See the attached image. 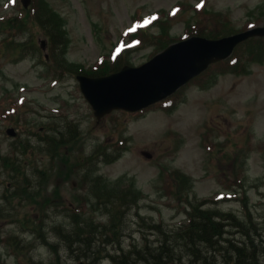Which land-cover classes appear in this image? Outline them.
<instances>
[{"label":"rangeland","instance_id":"1","mask_svg":"<svg viewBox=\"0 0 264 264\" xmlns=\"http://www.w3.org/2000/svg\"><path fill=\"white\" fill-rule=\"evenodd\" d=\"M46 1L62 17L68 37L60 48L62 64L58 65L45 60L46 52L20 47L10 38L11 33L20 34L19 26L2 20L19 6L16 0H0V264H53L57 250L60 264H86L67 241L72 240L71 246L78 249L75 233L83 219L87 220L81 226L83 236L90 241L96 240L95 232H107L95 247L93 264H111L112 256L120 259L122 255L116 254L129 251L132 244L143 247L144 238L155 246L158 236L164 239L166 233H175L188 221L191 203L204 199L203 207L239 217L240 225L225 227V238L240 241L244 231L257 229L252 233L261 250L264 60L240 57L241 48L235 57L213 65L172 97L142 112L116 110L100 120L80 90L77 70H101L100 59H110L133 20L157 14L167 17V23L152 22L146 34L135 35L141 45L128 65L140 66L169 40L202 29L234 32L251 28L248 24H264V0ZM23 21V31L34 35L38 45L39 37L45 38L40 24L31 19L27 25L26 16ZM159 33L167 39L159 42ZM6 110L34 117L30 125L24 120L27 132L23 136L38 147L33 150L36 154L30 150L24 157L32 162L18 174L10 171L15 163L4 158L12 154L13 143L6 126L9 121L16 123ZM66 122L78 125L73 135L69 134L73 126ZM48 124L53 127L51 139L40 146L30 135L45 134ZM54 137L57 141H52ZM42 147L51 152L45 155ZM86 168L93 188L89 193L81 186ZM30 192L35 195L27 198ZM126 199L132 201L126 203ZM245 214L250 215L249 223ZM157 222L160 230L153 227ZM251 223L252 228L248 227ZM48 242L56 246L50 248ZM180 249L185 253L187 246ZM259 257V264H264V255ZM216 258V264H234L229 252Z\"/></svg>","mask_w":264,"mask_h":264},{"label":"trees","instance_id":"2","mask_svg":"<svg viewBox=\"0 0 264 264\" xmlns=\"http://www.w3.org/2000/svg\"><path fill=\"white\" fill-rule=\"evenodd\" d=\"M35 12L38 16L40 25L50 36L52 43L56 45L59 42L61 45H65L67 42V36L58 16L43 3H37L35 6ZM227 30L228 29H218L213 33L209 31L207 33L202 31V33L210 37H217L226 34L224 32H227ZM218 31L221 32L218 33ZM157 39L160 42L166 40V37L164 35L158 37ZM166 43L167 42L164 43L163 47L167 45ZM33 45L37 46L36 43H33ZM243 46L244 50L241 52L240 57L245 54V56L249 59L252 58L253 62H256L257 60L260 61L261 59L264 60V38H252L246 41ZM126 57V55L122 56L114 64H106L104 72L102 73L90 74L102 75L115 71L124 63ZM242 60L245 61V58ZM77 71L83 72L79 70ZM76 128H78V126L74 125L69 134L73 135L76 132ZM53 140L57 141L55 137L52 141ZM88 170L89 168L82 169L81 173V183L87 189V193H89L90 189L93 192L92 181L87 174ZM96 179L100 180L101 177L97 176ZM31 195L33 197L35 193L32 192ZM138 195L140 198V193H138ZM99 198H105V196L99 195ZM124 198V195H121L122 202L124 201ZM130 201L132 200H125L126 203H130ZM204 203L205 201H201L196 204L191 203L192 209L189 212V221L184 224L185 226L183 225L182 228L176 230L175 233H166V237L160 241V244L157 247H153L147 242L143 247L134 246L128 252L122 251L120 259L112 256L113 264H216V257L219 255H223L225 257L226 252L230 253L234 264H259V260L261 259L259 256L261 253L264 254V247L258 251L255 244L257 237L252 233L253 231L257 232V229L252 228V223L248 224V227H251L252 229L243 232L244 236L240 242L225 238V227L228 224H232L230 222H234L238 225H240V222L235 219L232 213H223L221 211L217 212L214 211V209L205 208L203 207ZM112 208L116 213L117 208L114 207V205H112ZM120 212L124 211L120 210ZM86 221V219H83L82 223L79 225V229L76 230V240L80 245L78 249H74V251L77 256L85 258L86 264H93L97 255L95 247L99 244V241L104 240L105 236H107V232L99 231L100 234L95 232L93 235L96 240H94V242L90 241L89 238H85L83 236V227H81ZM153 227L156 230L161 229L160 224H155ZM103 234L105 235L103 236ZM98 236L100 240H98ZM67 241H69V246H71L72 240L67 238ZM233 241L234 244H232ZM261 243L264 244V241ZM169 244L172 245L170 246ZM182 245L187 246L185 253L182 251L183 249H180ZM80 246H85L86 248L83 250ZM248 250H250V252ZM182 258H185V260H182ZM58 259L59 258H57V260ZM57 260H55L56 262L54 261L53 264H60L59 262L61 261Z\"/></svg>","mask_w":264,"mask_h":264},{"label":"water","instance_id":"3","mask_svg":"<svg viewBox=\"0 0 264 264\" xmlns=\"http://www.w3.org/2000/svg\"><path fill=\"white\" fill-rule=\"evenodd\" d=\"M23 1L25 5L30 3V0ZM253 36H264V26L221 39L193 36L170 45L141 67H126L99 78L80 76L82 91L98 119L113 109L138 111L172 95ZM143 153L151 157L150 153Z\"/></svg>","mask_w":264,"mask_h":264},{"label":"snow or ice","instance_id":"4","mask_svg":"<svg viewBox=\"0 0 264 264\" xmlns=\"http://www.w3.org/2000/svg\"><path fill=\"white\" fill-rule=\"evenodd\" d=\"M13 2H14V0H13ZM198 7H199V5H198ZM153 19H155V17H153ZM150 21H145V23H149ZM128 31H135V26H133L132 28H130Z\"/></svg>","mask_w":264,"mask_h":264},{"label":"bare ground","instance_id":"5","mask_svg":"<svg viewBox=\"0 0 264 264\" xmlns=\"http://www.w3.org/2000/svg\"><path fill=\"white\" fill-rule=\"evenodd\" d=\"M260 255H261V256H263L264 254H263V253H261Z\"/></svg>","mask_w":264,"mask_h":264}]
</instances>
